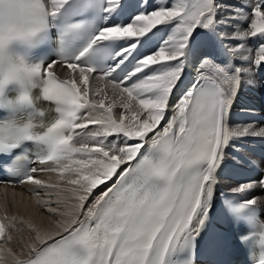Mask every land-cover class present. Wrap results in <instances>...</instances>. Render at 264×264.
<instances>
[{
    "label": "snow or ice",
    "instance_id": "snow-or-ice-1",
    "mask_svg": "<svg viewBox=\"0 0 264 264\" xmlns=\"http://www.w3.org/2000/svg\"><path fill=\"white\" fill-rule=\"evenodd\" d=\"M161 25L173 31L155 42ZM258 114L264 0H0L3 182L31 185L49 217L0 206V241H15L0 264H201L228 250L223 217L259 225L264 247ZM244 164L256 174L226 197Z\"/></svg>",
    "mask_w": 264,
    "mask_h": 264
},
{
    "label": "bare ground",
    "instance_id": "bare-ground-1",
    "mask_svg": "<svg viewBox=\"0 0 264 264\" xmlns=\"http://www.w3.org/2000/svg\"><path fill=\"white\" fill-rule=\"evenodd\" d=\"M174 2V1H173ZM160 28H164L166 30L170 29L167 25H161L158 26ZM173 29V28H172ZM171 31V30H170ZM173 31V30H172ZM171 35V33H170ZM169 35V36H170ZM168 36V37H169ZM167 39V38H166ZM165 39V40H166ZM250 43L248 46L250 48H255V45ZM253 51V55H254ZM191 71V70H190ZM192 75H195L194 71H191ZM107 103V101H106ZM118 108H114V113H119ZM41 179H45L48 182H55L57 177L56 175H52V181L50 180V176L48 173L44 174L43 176L39 177ZM225 184L232 185L230 181H228V178L225 176V179L223 180ZM7 187V191H5V188ZM36 197L30 194L25 187H9L6 185H1L0 186V206L7 204L8 208V215H16L18 217H23L26 220H32L35 223L39 224H44L46 225L47 220L49 217L47 216V213L44 211V209L40 208L36 203H35ZM14 237H19L20 235L24 234L26 235L27 233H21L20 229H16L11 233ZM15 241H13V244ZM13 244H5V243H0V247H12ZM15 250V249H14Z\"/></svg>",
    "mask_w": 264,
    "mask_h": 264
},
{
    "label": "rangeland",
    "instance_id": "rangeland-1",
    "mask_svg": "<svg viewBox=\"0 0 264 264\" xmlns=\"http://www.w3.org/2000/svg\"><path fill=\"white\" fill-rule=\"evenodd\" d=\"M252 45V44H251Z\"/></svg>",
    "mask_w": 264,
    "mask_h": 264
}]
</instances>
